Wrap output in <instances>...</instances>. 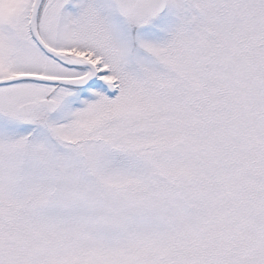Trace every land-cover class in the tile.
<instances>
[{
  "label": "snow or ice",
  "instance_id": "obj_1",
  "mask_svg": "<svg viewBox=\"0 0 264 264\" xmlns=\"http://www.w3.org/2000/svg\"><path fill=\"white\" fill-rule=\"evenodd\" d=\"M0 264H264V0H0Z\"/></svg>",
  "mask_w": 264,
  "mask_h": 264
}]
</instances>
